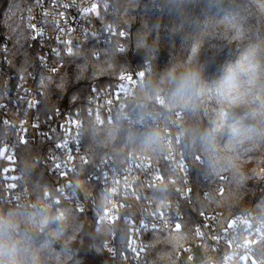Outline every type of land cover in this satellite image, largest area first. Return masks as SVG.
<instances>
[{
    "label": "trees",
    "instance_id": "obj_1",
    "mask_svg": "<svg viewBox=\"0 0 264 264\" xmlns=\"http://www.w3.org/2000/svg\"><path fill=\"white\" fill-rule=\"evenodd\" d=\"M31 0H0V28L10 35L11 64L9 70L18 74L35 71L39 47L32 45L22 15ZM95 22L116 25L125 31L123 39L103 46L91 40L74 49L64 58L60 69L42 72L43 94L38 111L48 115L77 101L88 100L95 87L115 83L123 73L145 72V86L151 94L167 97L165 74L197 66L211 83L220 68L234 59L250 44L264 45V0H99ZM11 104L5 86V72L0 70V104ZM195 111L166 107L177 114L176 130L189 143L194 204L199 209L215 207L232 217L244 212H264V139L231 148L222 155L220 165L213 170L196 145L189 130L207 128L218 110V101L209 94L203 97ZM154 127L128 126L124 117L98 124L85 115L84 151L88 164L76 178V189L87 195L95 191L97 198L104 193L88 176L99 161L115 158L125 161L132 151L148 155L154 163L162 162L166 149L160 143L145 146L143 135ZM9 130L0 113V140ZM137 136L134 141L133 136ZM17 150L19 168L31 177L29 184L33 208L52 212L49 205L60 196L61 177L43 164L52 142L41 140L30 130ZM161 138V137H160ZM227 138L221 140L225 144ZM222 185L223 191L218 193ZM106 207L104 200L83 212L75 207L64 208L69 223L56 238L45 231L37 234L41 246L40 264H122L121 255L127 250L128 235L121 223L100 224L99 215ZM13 209L0 204V211ZM193 216L187 213L182 228L159 229L150 233L146 264H194L189 256L180 255L182 248L195 240ZM116 237L112 238L111 233ZM110 239L107 244L105 241ZM94 255L90 263L86 253Z\"/></svg>",
    "mask_w": 264,
    "mask_h": 264
},
{
    "label": "built area",
    "instance_id": "obj_2",
    "mask_svg": "<svg viewBox=\"0 0 264 264\" xmlns=\"http://www.w3.org/2000/svg\"><path fill=\"white\" fill-rule=\"evenodd\" d=\"M99 0H31L22 17L32 45L39 47L37 68L26 75L9 70L10 35L0 28V70L11 104H0V113L8 133L0 140V204L12 208H33L30 177L17 165V150L32 130L41 140L52 142L43 159L51 173L62 180L60 196L49 205L52 212H64L67 206L83 212L100 201L106 207L100 224L121 223L128 235L122 264H146L150 233L159 229L182 228L187 213L193 216L195 240L185 245L180 255L194 264H264V212H244L227 217L215 207L199 210L195 206L189 158L184 157V140L176 130L177 114L166 107L162 96L146 88L145 72L123 73L105 87H95L86 101H77L43 115L38 111L43 94L42 72L61 68L64 58L84 43L94 40L98 46L123 39L124 30L116 25L95 22ZM132 76V79L129 77ZM131 108L127 107L131 104ZM85 115L98 124L124 117L129 127H154L162 130L166 149L164 160L154 163L140 152L132 151L125 161L113 157L99 161L88 178L104 193L87 195L76 189V178L88 164L83 138ZM137 136H133L135 141ZM221 194L223 186L218 187ZM115 238L116 233L112 232ZM107 239L105 243H109Z\"/></svg>",
    "mask_w": 264,
    "mask_h": 264
},
{
    "label": "clouds",
    "instance_id": "obj_3",
    "mask_svg": "<svg viewBox=\"0 0 264 264\" xmlns=\"http://www.w3.org/2000/svg\"><path fill=\"white\" fill-rule=\"evenodd\" d=\"M168 94L166 102L175 109L195 111L200 100L211 94L218 110L207 128L189 130L188 135L215 170L222 155L243 143L264 139V45L250 44L228 60L209 83L197 66L165 74ZM227 138L225 144L221 140ZM158 130L146 132L145 146L160 143ZM69 223L65 212L40 209L0 211V264H40L41 246L37 234L45 231L60 237ZM213 264V262H209Z\"/></svg>",
    "mask_w": 264,
    "mask_h": 264
},
{
    "label": "water",
    "instance_id": "obj_4",
    "mask_svg": "<svg viewBox=\"0 0 264 264\" xmlns=\"http://www.w3.org/2000/svg\"><path fill=\"white\" fill-rule=\"evenodd\" d=\"M129 79H132V76L129 77ZM133 103H131L128 107L127 110L131 108ZM188 154H189V143L187 141H184V157L188 159ZM191 172H194L193 167H191Z\"/></svg>",
    "mask_w": 264,
    "mask_h": 264
},
{
    "label": "rangeland",
    "instance_id": "obj_5",
    "mask_svg": "<svg viewBox=\"0 0 264 264\" xmlns=\"http://www.w3.org/2000/svg\"><path fill=\"white\" fill-rule=\"evenodd\" d=\"M21 169V168H20ZM23 170V169H22ZM23 171H25V170H23ZM26 172V171H25ZM27 173V172H26ZM28 174V173H27ZM28 176L30 177V183L32 182V177L28 174ZM87 254V256H88V258H89V255H90V259H88L89 261H90V263H91V261L93 262L94 261V255L90 252V251H88V253H86ZM87 264V263H86Z\"/></svg>",
    "mask_w": 264,
    "mask_h": 264
}]
</instances>
